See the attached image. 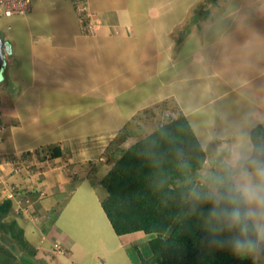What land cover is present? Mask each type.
<instances>
[{"label":"rangeland","instance_id":"rangeland-1","mask_svg":"<svg viewBox=\"0 0 264 264\" xmlns=\"http://www.w3.org/2000/svg\"><path fill=\"white\" fill-rule=\"evenodd\" d=\"M82 6L85 9L79 10ZM114 25L117 28L112 33H100ZM59 26L71 30L64 38L67 41L73 40V32L87 35L84 40L89 51L73 53L74 68H62L73 78L67 84L73 85L71 92H63V99L54 94L44 108L50 107L56 116L71 115L69 126L90 129L77 133L88 132L97 146L87 144L83 159L70 161L71 169L66 165V179L54 178L51 170L57 165L51 156L55 146H59L63 162L70 157L68 153L74 155L76 147H66V141L64 146L61 142L37 141L29 146L23 143L0 152V201L14 199L3 221L12 222L15 231L21 229L26 241L21 246L13 242L9 232L0 231L1 245H15L13 258L5 257V264H13L22 254L39 264H136L139 254L148 260L150 235L134 232L120 236L113 231L100 203L105 190L99 180L123 149L183 113L182 104L187 109L197 106L190 119L203 137L209 130L207 122L247 127V111L259 104L258 110L264 111V77L242 85L238 91L211 98L228 88L220 82L219 90L215 89L217 79L211 70L216 63L211 59L218 58L220 45L211 43L214 35L221 36L223 30L238 27L262 30L258 36L261 46L256 50L260 52L259 61L256 66L241 64L235 76L251 77L258 63H264V0H32L30 14L0 13V39L5 35L16 42L18 50L29 47L28 29L56 34ZM57 38L59 41V35ZM241 53H237V59ZM19 63L15 60L4 67L13 76H24ZM232 65L222 64L221 71L228 75V69L235 68ZM2 72L0 67V75ZM242 90H248L249 99L238 95ZM256 97L260 103L253 105ZM260 123L264 127V120ZM114 127L119 128L110 134L102 133L95 140V133ZM59 134L50 132L49 139ZM235 137L239 143L237 134ZM258 161L264 163V153ZM224 165L225 162L206 160L199 171V181L213 191V185L202 173L207 170L223 175ZM79 176L86 178L81 182ZM47 178L50 180L43 184ZM64 180L72 181L64 184L63 194H44L50 183ZM232 182L228 180L221 190L227 192ZM249 256L253 264H264V257L257 251Z\"/></svg>","mask_w":264,"mask_h":264},{"label":"trees","instance_id":"trees-1","mask_svg":"<svg viewBox=\"0 0 264 264\" xmlns=\"http://www.w3.org/2000/svg\"><path fill=\"white\" fill-rule=\"evenodd\" d=\"M249 137V160L258 161L264 153V127L255 125ZM60 154L59 146L52 148V157ZM205 161L206 152L181 112L123 149L102 175L99 183L105 193L100 203L113 231L120 236L150 235L149 259L139 254L136 264H253V258L236 253L230 241L255 234L228 230L219 214L243 205L238 199L215 203L213 191L199 181ZM245 167L252 170L250 163ZM11 205V198L0 201V231L9 232L13 242L23 246L22 230L3 221ZM10 247L0 243V264L13 258L15 245ZM256 251L264 257V243ZM13 264L39 263L22 254Z\"/></svg>","mask_w":264,"mask_h":264},{"label":"crops","instance_id":"crops-1","mask_svg":"<svg viewBox=\"0 0 264 264\" xmlns=\"http://www.w3.org/2000/svg\"><path fill=\"white\" fill-rule=\"evenodd\" d=\"M30 11L28 12L29 14ZM73 19H75V16ZM211 20L214 19L211 18ZM256 27L259 26L257 25ZM62 28L63 27L60 26L56 28V34L53 31L38 33L31 32L30 29H28L27 34L29 38V47L24 50L22 48L18 50L16 42L12 43V41L5 35L1 37L0 42L4 46V62L0 65L3 71L0 75V152L5 150L9 151L13 147H17V145L19 146L23 143H26V145L29 146L37 141L39 144L43 142L46 144H58L61 142L60 145L64 146V141H66L67 144L65 146H70L71 148L76 147V149H74V155L80 158H75L73 153H68L70 157L67 156L64 162L61 159V155L53 157V161L57 165L54 166L53 169L51 168V170L54 171V178L59 177V179H66L69 175L65 169L66 165H68L71 169L72 165H69V163H71L70 161L73 163L79 159L82 160L85 156L86 153L83 147L86 148L88 145H97L94 142L92 143L94 140L89 139L90 135L88 132L84 135L82 133H77L83 132L84 130L89 131L90 129H81V127H75V129H73V127L69 126L71 115L66 118L62 115L56 116L50 107L48 110H45L44 108L46 101L49 100L50 97H54V94L58 96L60 95L61 99H63V92H71L73 85L68 87L67 84L73 78L68 76V73H66L67 71H64L65 69L63 70L62 68L66 66L74 68L75 63L73 61V53L76 51H79L80 53L89 51V46L86 45L87 42L84 40L87 35L85 36L83 35L84 33L82 34L79 31L75 33L73 32V40L67 41L64 38L69 36L68 33L71 32V30L69 29L68 32L67 29ZM116 28V25H114V27L109 26L107 29L105 27L100 30V33H103L102 35H107L115 31ZM262 32L263 31L258 28H251L248 30L247 27H238L223 30L221 36L214 35L215 38L212 39L211 43L213 44V42H215L220 45V49L217 51L218 58L217 56H214L211 59L214 63H216V67L211 70L217 79L215 82V89L216 87L218 89V83L220 82L224 83L228 88L224 92L221 91L219 93H215V96L211 97L212 100L217 99L222 95H226L228 92L238 91L242 85L245 87L246 85L252 83V80L264 77V63H258V68H255V70L251 72V77L246 76V78H242L235 76L241 64H247L249 67V64L255 65V63L259 61L258 57L260 56V52L256 50H258V47L261 46L258 44V36ZM57 35H59V41ZM60 38L62 40H60ZM7 48H9L10 51H7ZM92 48L93 47H91V49ZM236 50L238 52H242L240 56H238L239 59L236 58L238 53ZM15 60L20 61L18 67L20 71L22 70L24 76H13L12 73L7 70V67H4L12 62H15ZM24 64H28V66ZM222 64H233L235 68L230 67L228 69L229 73L226 75L223 71H221ZM23 66H25V69ZM226 76L229 79H227ZM58 91L61 93H57ZM238 95L249 99L248 90H242L238 93ZM258 99L259 98L257 97L255 100L252 99L253 105H256L255 102L258 104L260 103ZM193 107L187 109L186 107H183V104L181 105L183 113L188 118L196 137L206 152V160L210 159L211 161L214 160V162L219 163L226 162L230 159L232 150L240 153L246 158V160L250 158L253 147L249 137L250 129L255 125L261 124L260 122L264 120H261V118L264 117L261 116V114L264 115V111L262 112V110H258L261 109L260 104L258 107L256 106L255 109L247 111L245 119H247L248 122L250 121L247 127H240L231 123L221 124L213 122L208 125L207 122L206 128L209 127V130L206 131L207 135L204 137L202 136L203 133H198L199 129H197V125L192 123L190 119V116L193 115L197 109V106ZM189 109L192 110L189 111ZM119 127L104 130L101 131V133H95V140L96 137L103 136L102 133L110 134L113 130H117L116 128ZM240 128L242 129L240 130ZM235 130L241 132L235 133ZM50 132H60V134L57 135V138L49 139ZM236 134L237 140L240 141L239 143L238 141H235ZM240 136L243 137L240 138ZM100 141H103V139ZM103 142L107 141L104 140ZM88 151L90 152V149L87 148V152ZM62 153L65 154L63 151ZM207 155L210 158H208ZM67 160H69V162H67ZM60 163H62L63 166ZM7 165L5 164V166ZM58 165L62 167H57ZM79 177L80 178L78 179L81 180V182H83L84 178H86L84 176ZM48 180L50 179L47 178L45 181L42 180V183H47ZM70 181L72 180H64L62 183L52 182L50 185L48 184L49 186L47 189H44V194L47 196L49 194H63L65 191L64 184L66 185ZM67 194L68 193L66 192L65 195ZM13 200L14 199L12 198V203H14Z\"/></svg>","mask_w":264,"mask_h":264},{"label":"clouds","instance_id":"clouds-1","mask_svg":"<svg viewBox=\"0 0 264 264\" xmlns=\"http://www.w3.org/2000/svg\"><path fill=\"white\" fill-rule=\"evenodd\" d=\"M245 160L246 158L240 153L232 150L230 159L225 162L223 175L207 170L202 173L204 178L213 185L212 195L215 203L238 199V202L243 205L225 208L219 213L228 230H239L245 233L251 231L255 234V238L252 236L243 239L237 236L231 238L233 250L238 254H252L258 249L260 243H264V163L257 160L249 161L252 165L250 171L244 166ZM230 179L234 181L232 188L227 192L222 191L221 189ZM233 192L237 193L238 197L233 196Z\"/></svg>","mask_w":264,"mask_h":264},{"label":"built area","instance_id":"built-area-1","mask_svg":"<svg viewBox=\"0 0 264 264\" xmlns=\"http://www.w3.org/2000/svg\"><path fill=\"white\" fill-rule=\"evenodd\" d=\"M78 2V0H74ZM32 0H0V13L5 16L25 15L31 10ZM82 6L79 10H84Z\"/></svg>","mask_w":264,"mask_h":264},{"label":"water","instance_id":"water-1","mask_svg":"<svg viewBox=\"0 0 264 264\" xmlns=\"http://www.w3.org/2000/svg\"><path fill=\"white\" fill-rule=\"evenodd\" d=\"M6 50L10 51L9 48H7ZM3 61H4V52H3L2 43L0 42V65L3 64Z\"/></svg>","mask_w":264,"mask_h":264}]
</instances>
